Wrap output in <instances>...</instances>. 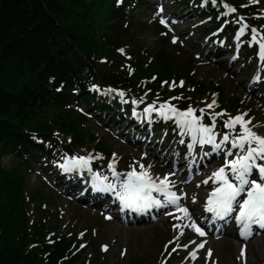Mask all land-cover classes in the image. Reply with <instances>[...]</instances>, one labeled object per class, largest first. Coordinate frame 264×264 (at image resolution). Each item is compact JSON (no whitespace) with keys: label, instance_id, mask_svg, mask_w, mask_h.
<instances>
[{"label":"trees","instance_id":"trees-1","mask_svg":"<svg viewBox=\"0 0 264 264\" xmlns=\"http://www.w3.org/2000/svg\"><path fill=\"white\" fill-rule=\"evenodd\" d=\"M108 1L0 0V79L6 74L9 62L25 66L29 71L25 84L15 93L0 85V264H57L69 247L66 241L60 244L55 241L47 259L40 256L43 252L40 248L28 249L31 231L35 230L34 239L39 237L43 241L45 228L41 219L39 223L29 224L28 204L23 195L27 178L21 165L4 168L1 159L27 146L28 132H47L45 123L35 124L36 116L56 108L57 99L70 97L68 91L73 79L78 81V72L85 67L91 53L102 55L111 50L100 36L106 23L103 15ZM112 21L108 14L107 23ZM106 37L114 39L110 35ZM159 74L169 78L172 67L166 66ZM51 78L54 80L49 83ZM63 82L66 88L59 91L63 94L59 96L56 88ZM204 89L202 86L200 91ZM232 104L236 106L237 102ZM60 125L62 130L74 133L77 142L83 141L85 132L78 122ZM75 261L60 264H76Z\"/></svg>","mask_w":264,"mask_h":264},{"label":"snow or ice","instance_id":"snow-or-ice-1","mask_svg":"<svg viewBox=\"0 0 264 264\" xmlns=\"http://www.w3.org/2000/svg\"><path fill=\"white\" fill-rule=\"evenodd\" d=\"M122 2V0H118ZM215 2V0H213ZM257 2V0H253ZM227 7V6H226ZM230 12H235V8H229ZM161 23H167L161 21ZM248 29V25L244 24L240 29V34ZM252 40L259 45L260 55L264 58V36H261L256 29H251ZM259 37V39L257 38ZM175 42V40L173 41ZM120 51H123L122 49ZM176 85L173 84V87ZM180 86H183L181 82ZM122 95V94H121ZM173 99H179L174 97ZM215 101L209 104L208 108H213ZM200 116L196 115L197 110L189 107L186 110L177 109L171 102H165L158 108L156 105H150L146 112L150 114L157 112L160 117L166 120H174L179 128L185 133L191 134L194 143L200 145L209 144L219 153L223 152L225 163L214 171L207 179L203 181L208 184L213 181L216 185L207 199L206 211L213 213L216 217L224 219L234 212H238L235 219L243 229L242 235L247 236L253 225L264 226V132H257L250 127L251 120H246L245 114L235 117H229L223 122L224 127L229 131L224 133L221 141L218 143L216 137L220 135L215 131L216 118L224 116L226 113H211V123L205 125L204 110L200 109ZM239 128V131H237ZM230 145V147H226ZM231 157V159H228ZM93 157H70L66 158L64 164L61 165L65 171L74 169L87 170L92 174L95 187L100 191H110L120 200L123 209H130L134 212H144L153 207L173 206L176 213H182L175 216V213L169 212L168 215H174L176 219L187 218L191 223L184 227L193 228L199 236L203 237L206 232L192 220L189 209L181 204L182 196L171 189L175 187L174 182L170 179L169 174L164 177L153 175L151 165L147 167L143 164L131 166L128 172H117L115 168V160L109 164L112 176L119 181L117 183H106L108 176L101 175L99 172H92L90 167ZM255 173V175H254ZM123 177V179H121ZM258 177V178H257ZM153 193L162 196L163 201ZM111 219V217H107ZM176 228L181 225L177 224ZM183 235V232H181ZM199 248H204L201 243ZM107 247H105V251ZM193 252L192 256L195 257ZM208 257L211 258L212 252L208 250ZM244 252H241V258Z\"/></svg>","mask_w":264,"mask_h":264},{"label":"rangeland","instance_id":"rangeland-1","mask_svg":"<svg viewBox=\"0 0 264 264\" xmlns=\"http://www.w3.org/2000/svg\"><path fill=\"white\" fill-rule=\"evenodd\" d=\"M154 28H147L144 31V36L149 39L151 42L155 33ZM147 39V40H148ZM152 42L149 47H151ZM156 46L152 44L151 49H155ZM164 49L167 47L164 46ZM190 53V52H189ZM187 52V54L189 55ZM188 57V56H187ZM201 74L204 78L207 75L213 76V74H224V71L218 72V68H202L200 69ZM29 75V71L25 66H21L16 64L15 62L7 63V72L0 79V85L5 88L7 91L15 93L20 87L23 85L25 79ZM244 86H238L234 81V87H232L231 92L235 95L234 97H241L243 94ZM8 158H3L2 166L8 165ZM38 181V178L33 177L32 185L34 186ZM58 205H64V202L59 199ZM51 208L56 207L51 205ZM52 214V212H50ZM77 215L79 217H77ZM69 218H73L74 220L79 218L78 223L72 219L71 221V229L75 225V231H79L84 228L97 227L102 226L106 228L108 232L103 234H99L97 241L100 242H108L112 244L111 251L107 254V264H135V262L141 261V264H156V257L160 252L161 245L164 242V239L168 238V234H164L162 228L160 226L156 227H148L143 228L139 227L133 230H123L119 229L116 224L106 225L101 223L98 218L88 217V213L86 212H78L76 216H72L71 212L68 215ZM62 224V222H60ZM73 224V225H72ZM116 239L115 243H111V240ZM264 247V243L260 244ZM126 246L128 248V253L125 257H120V249L121 247ZM216 252L219 256L220 264H234L233 259L235 258L237 247L234 246L232 241L230 242H220L215 245ZM87 254L89 251L86 252ZM264 256L261 252L257 251V246L252 243L250 245V255H249V264H263Z\"/></svg>","mask_w":264,"mask_h":264},{"label":"bare ground","instance_id":"bare-ground-1","mask_svg":"<svg viewBox=\"0 0 264 264\" xmlns=\"http://www.w3.org/2000/svg\"><path fill=\"white\" fill-rule=\"evenodd\" d=\"M259 251H260V248H259Z\"/></svg>","mask_w":264,"mask_h":264}]
</instances>
